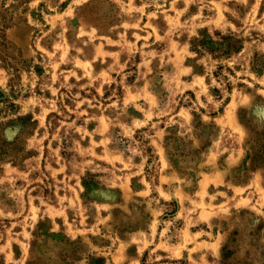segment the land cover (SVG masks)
<instances>
[{
	"label": "rangeland",
	"instance_id": "1",
	"mask_svg": "<svg viewBox=\"0 0 264 264\" xmlns=\"http://www.w3.org/2000/svg\"><path fill=\"white\" fill-rule=\"evenodd\" d=\"M0 264H264V0H0Z\"/></svg>",
	"mask_w": 264,
	"mask_h": 264
}]
</instances>
